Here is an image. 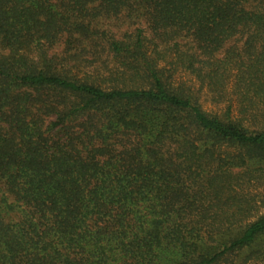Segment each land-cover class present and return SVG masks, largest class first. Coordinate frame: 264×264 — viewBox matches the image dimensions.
Instances as JSON below:
<instances>
[{
	"label": "trees",
	"instance_id": "obj_1",
	"mask_svg": "<svg viewBox=\"0 0 264 264\" xmlns=\"http://www.w3.org/2000/svg\"><path fill=\"white\" fill-rule=\"evenodd\" d=\"M82 41L105 76L48 55ZM262 171L264 0H0V264L224 263L264 237L235 188Z\"/></svg>",
	"mask_w": 264,
	"mask_h": 264
},
{
	"label": "rangeland",
	"instance_id": "obj_2",
	"mask_svg": "<svg viewBox=\"0 0 264 264\" xmlns=\"http://www.w3.org/2000/svg\"><path fill=\"white\" fill-rule=\"evenodd\" d=\"M100 29L112 34L115 38H120L124 33H130L134 28L142 26L141 24L129 23L122 20L102 19ZM48 55L53 56L57 69L70 71L79 77L85 73L99 74L105 76L107 68L112 67L111 57L104 47L103 41H97L95 44L82 41L73 43L66 47L63 42L57 43L48 50ZM174 84H183L187 89L198 98L202 110L208 114L222 115L225 105L216 104L211 100V96L204 90H200V85L193 76L180 71L174 75ZM254 127H250V130ZM253 180L245 181L235 188L244 196L250 199L253 210L251 214L244 216V221H250L264 214V171L253 174ZM234 234V233H231ZM264 237L260 238L250 253L234 255L227 257L221 264H263Z\"/></svg>",
	"mask_w": 264,
	"mask_h": 264
}]
</instances>
